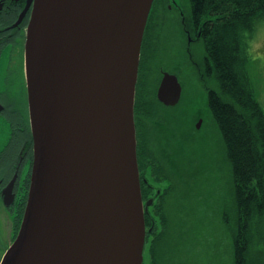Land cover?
Returning <instances> with one entry per match:
<instances>
[{
    "label": "water",
    "instance_id": "1",
    "mask_svg": "<svg viewBox=\"0 0 264 264\" xmlns=\"http://www.w3.org/2000/svg\"><path fill=\"white\" fill-rule=\"evenodd\" d=\"M152 3L34 0L24 43L33 161L0 264H143L152 199L143 204L134 100ZM160 76L155 97L175 106L178 77Z\"/></svg>",
    "mask_w": 264,
    "mask_h": 264
},
{
    "label": "rangeland",
    "instance_id": "2",
    "mask_svg": "<svg viewBox=\"0 0 264 264\" xmlns=\"http://www.w3.org/2000/svg\"><path fill=\"white\" fill-rule=\"evenodd\" d=\"M158 15L161 18L158 16L153 26V50L147 59L152 69L148 79L159 81L161 71L171 72L182 87L175 106L155 105V121L164 126L148 125L151 131L160 128L154 134L169 155L156 147L154 140L151 150L172 172L170 181L157 183L146 172L154 191H163L171 185L166 197L169 229L160 247L159 264H233L235 210L230 165L207 102V91L218 89L217 82L203 70L204 47L191 26L189 0H165ZM181 21L187 37L182 33L183 24L178 31ZM250 32L248 71L255 97L264 112V21H258ZM2 63L5 71L0 72L1 89L10 94L9 104L17 107L19 93L24 91L26 95L24 61L21 56L8 53ZM146 126V123L141 125L147 130ZM4 134L5 128H0V138ZM151 135L149 132L150 141ZM145 252L147 249L143 264H147Z\"/></svg>",
    "mask_w": 264,
    "mask_h": 264
},
{
    "label": "trees",
    "instance_id": "3",
    "mask_svg": "<svg viewBox=\"0 0 264 264\" xmlns=\"http://www.w3.org/2000/svg\"><path fill=\"white\" fill-rule=\"evenodd\" d=\"M189 3L193 30L204 47L203 70L214 77L218 86V89H208L207 102L222 135L230 165L231 199L235 210L233 264H264V112L255 97L247 51L250 31L258 21H264V0H189ZM156 12L153 4L145 26L135 86L136 153L142 171L147 164L139 158L141 125H159L154 111L159 103L155 97L158 79H148L152 69L147 61L153 50L148 33ZM153 130L150 131L151 141L147 136L146 143L154 160ZM159 165L160 169L151 170V181H170L172 172L167 164L159 162ZM147 184L150 188L147 186L144 195H152L154 202L144 212L146 261L159 264L160 247L169 229L166 197L171 185L159 193H152L157 189L154 191L153 185Z\"/></svg>",
    "mask_w": 264,
    "mask_h": 264
},
{
    "label": "flooded vegetation",
    "instance_id": "4",
    "mask_svg": "<svg viewBox=\"0 0 264 264\" xmlns=\"http://www.w3.org/2000/svg\"><path fill=\"white\" fill-rule=\"evenodd\" d=\"M153 2L152 7L154 4L157 12L152 17L150 32L148 33L151 40L154 35L153 26L158 16L161 18L158 13L163 10L165 0H153ZM33 3L34 0H0V72L5 71L2 60L8 53L21 56L22 62L24 61V43ZM182 24V33L187 37L184 21L179 24L178 31H180ZM191 26L193 29L192 22ZM1 82L0 79V128H5V134L2 136L3 138H0V258L14 240L19 229L33 161V141L29 127L27 97L24 91L20 92L17 107H12L8 100L10 94H5V91L1 89ZM159 125L162 124L159 122ZM146 128L147 130L141 127L142 142L139 149V158L145 160L147 164L144 171L139 169L140 188L144 204L148 199H152V203L154 202L152 196L144 195L148 186V184L146 185L148 183L146 172L150 177L151 170L161 167L158 160L152 159V154L147 148V136L151 130L148 125ZM158 129L160 128L156 130ZM154 140L155 146L167 153L155 134ZM148 187L150 188V186ZM159 192L158 189L155 193ZM148 207L144 212L148 210Z\"/></svg>",
    "mask_w": 264,
    "mask_h": 264
}]
</instances>
